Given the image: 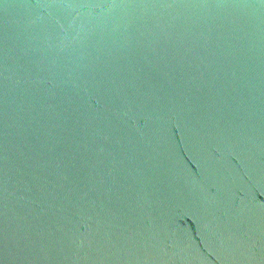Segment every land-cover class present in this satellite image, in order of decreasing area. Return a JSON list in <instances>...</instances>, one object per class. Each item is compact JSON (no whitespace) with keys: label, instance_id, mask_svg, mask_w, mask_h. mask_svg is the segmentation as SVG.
Masks as SVG:
<instances>
[{"label":"water","instance_id":"95a60500","mask_svg":"<svg viewBox=\"0 0 264 264\" xmlns=\"http://www.w3.org/2000/svg\"><path fill=\"white\" fill-rule=\"evenodd\" d=\"M0 264H264V0H0Z\"/></svg>","mask_w":264,"mask_h":264}]
</instances>
